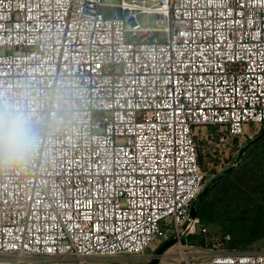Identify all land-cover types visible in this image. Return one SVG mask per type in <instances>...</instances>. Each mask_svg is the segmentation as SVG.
I'll return each instance as SVG.
<instances>
[{
  "label": "built area",
  "instance_id": "built-area-1",
  "mask_svg": "<svg viewBox=\"0 0 264 264\" xmlns=\"http://www.w3.org/2000/svg\"><path fill=\"white\" fill-rule=\"evenodd\" d=\"M9 112L35 147L0 163V264L152 259L173 237L157 264H264L189 251L209 231L191 216L208 182L196 136L264 126V0H0Z\"/></svg>",
  "mask_w": 264,
  "mask_h": 264
},
{
  "label": "trees",
  "instance_id": "trees-1",
  "mask_svg": "<svg viewBox=\"0 0 264 264\" xmlns=\"http://www.w3.org/2000/svg\"><path fill=\"white\" fill-rule=\"evenodd\" d=\"M208 133L211 136V127ZM200 135L196 136L198 160L203 171L212 173L208 185L224 169H211L215 160L206 148L208 140L203 135L204 142L198 140ZM233 142L237 143V138ZM244 146L238 150L235 167L197 203L198 216L209 231L207 235L190 236L193 244L207 245L212 236L210 228L221 234L220 240L227 250L251 251L264 244V135L239 157Z\"/></svg>",
  "mask_w": 264,
  "mask_h": 264
},
{
  "label": "rangeland",
  "instance_id": "rangeland-1",
  "mask_svg": "<svg viewBox=\"0 0 264 264\" xmlns=\"http://www.w3.org/2000/svg\"><path fill=\"white\" fill-rule=\"evenodd\" d=\"M107 2H119L120 0H105ZM150 20H155L157 18V15L152 14L150 16L147 15H140L141 21L145 22L147 19ZM259 131L256 130V127L254 125L251 126V128L248 130V133L245 136H242L240 138H237L238 142L234 143L232 141L231 144H224L221 145L220 147H216V145L213 142H207L206 143V148L208 149L209 153L213 156L214 158V163L211 164V169L216 170V171H221L222 169H225L228 165H233L236 161V155L238 153L239 148L242 145H245L246 142L248 141L249 138L254 137L256 133ZM199 134H202L204 137L209 134L208 129H201L199 131ZM200 135L198 140H203V136ZM204 142V140L202 141ZM212 177V173H208V180ZM209 230V229H208ZM212 231V236H215V239L210 238V242L205 245H195L196 248H189V251L193 252H201L198 250H203L206 248H210L212 251H218L221 249H224L225 247L223 246L220 236L221 234L217 233L215 229L210 228ZM211 236V237H212ZM264 249V244L255 246L252 251L255 250H263ZM152 253V249H149L148 252L140 257L137 258L135 256H128V255H122V256H114V257H90L88 258L89 264H120L123 261H126L128 264H148L151 261V258L149 257V254ZM121 261V262H120Z\"/></svg>",
  "mask_w": 264,
  "mask_h": 264
},
{
  "label": "clouds",
  "instance_id": "clouds-1",
  "mask_svg": "<svg viewBox=\"0 0 264 264\" xmlns=\"http://www.w3.org/2000/svg\"><path fill=\"white\" fill-rule=\"evenodd\" d=\"M34 147L35 137L23 114H0V163L21 161Z\"/></svg>",
  "mask_w": 264,
  "mask_h": 264
},
{
  "label": "water",
  "instance_id": "water-1",
  "mask_svg": "<svg viewBox=\"0 0 264 264\" xmlns=\"http://www.w3.org/2000/svg\"><path fill=\"white\" fill-rule=\"evenodd\" d=\"M264 135V128L261 129L254 137L250 139L249 142L245 144V146L242 148L239 157H242L246 149L256 141H258L262 136ZM238 159L235 161V163L224 170H222L214 179L212 182H210L208 185L205 186V188L199 193V195L196 197L194 202L192 203L191 206V216H197L198 215V209H197V203L202 200V198L211 190L213 186H215L221 179L222 177L230 170H232L235 165L237 164ZM176 241V237L170 238L166 240L157 250L156 255L151 259V261L148 264H157L159 261V255L162 254L167 248H169L172 244H174Z\"/></svg>",
  "mask_w": 264,
  "mask_h": 264
},
{
  "label": "flooded vegetation",
  "instance_id": "flooded-vegetation-1",
  "mask_svg": "<svg viewBox=\"0 0 264 264\" xmlns=\"http://www.w3.org/2000/svg\"><path fill=\"white\" fill-rule=\"evenodd\" d=\"M165 241H166V240H165ZM165 241H164V242H165ZM164 242H163V243H164ZM163 243H162V244H163ZM162 244H161V245H162ZM161 245H160V246H161Z\"/></svg>",
  "mask_w": 264,
  "mask_h": 264
}]
</instances>
